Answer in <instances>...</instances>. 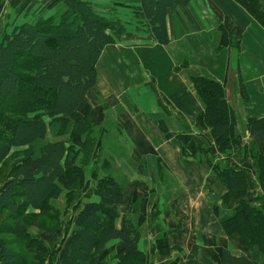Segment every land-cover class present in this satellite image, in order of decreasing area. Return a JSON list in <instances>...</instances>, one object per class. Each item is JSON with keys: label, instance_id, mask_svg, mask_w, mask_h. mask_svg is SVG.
<instances>
[{"label": "trees", "instance_id": "obj_1", "mask_svg": "<svg viewBox=\"0 0 264 264\" xmlns=\"http://www.w3.org/2000/svg\"><path fill=\"white\" fill-rule=\"evenodd\" d=\"M61 1L63 9L58 8L60 0L49 5L50 9L57 7V15L46 20L41 18L36 25L16 27L0 41V264H45L46 249L47 257L52 258L51 264H105L103 256L107 246L116 240L123 243V249L115 256L117 264H147L139 248L140 232L132 221L127 220L121 230L115 226L119 217L115 206L125 204L121 171L109 162L98 170L94 168L95 157L89 152H84V161H80L83 152H74L66 141L47 140L49 126L45 117L58 119L78 111L98 84L97 64L105 49L120 41L114 33L117 31L114 23L104 26L93 18L91 4ZM233 1L264 29V0ZM192 2L140 0V10L134 11L133 19L126 20L123 36L147 31L160 46L168 47L171 44L169 14L177 8L190 7ZM101 18L111 17L102 15ZM26 59L33 64L30 79L20 74V61ZM193 83L205 113L196 119L200 135H193L186 126L184 133L177 137L185 161L209 165L227 188L225 205L234 199L241 200L222 222V229L229 237L237 238L243 249H256L264 256V118L248 121L247 130L254 139L245 144L236 134L238 116L228 86L204 77L194 78ZM59 121L68 122L65 118ZM88 121L74 127L83 133L87 129L83 123ZM214 144L221 155L213 151ZM17 152L22 153L18 156L20 161L6 175L2 169ZM251 173L255 174L261 190L254 201L245 199ZM78 187H83L88 200L96 197L99 201L84 206L71 222L74 228L67 229L68 238L59 227L44 239L42 236L41 240L29 242L21 221L9 232L8 228L4 230L5 217L19 214L24 206L43 216L50 212L52 200L59 199L64 192L72 195ZM48 219L55 222L51 216ZM12 232L21 237L22 247L27 245L24 256L9 241H4V235ZM60 233L64 236L61 249L51 252L46 240L49 235L54 237ZM35 245L41 257L32 262V257L27 259V256H36ZM222 264L257 263L245 257H233L225 250Z\"/></svg>", "mask_w": 264, "mask_h": 264}, {"label": "crops", "instance_id": "obj_2", "mask_svg": "<svg viewBox=\"0 0 264 264\" xmlns=\"http://www.w3.org/2000/svg\"><path fill=\"white\" fill-rule=\"evenodd\" d=\"M26 1L2 2L7 21L6 33L0 34V41L11 29L36 25L41 18L46 20L57 15V7L49 8L51 0H34L33 4ZM78 1L97 5L95 8L101 5L96 0ZM61 2L59 9H63ZM103 6L114 9L121 20H131L134 11L140 10V0H104ZM167 23L171 44L165 51L159 49L160 44L147 31L124 36L116 45L105 49L97 64L98 71L103 62V77L99 75L96 88L78 111L58 119L45 117V121L49 126V121L65 118L74 127L88 119L101 131V139L114 137L111 141L115 157L105 152L103 154L109 158L96 156L94 168L100 170L109 162L121 171L125 204L115 206L119 216L115 226L121 230L127 220L132 221L140 232L139 248L147 264H222L225 250L233 257L264 264V256L258 250L243 249L237 238L229 237L222 229V222L230 217L241 200L234 199L230 205H225V185L206 162H186L177 139L186 126L193 135L201 134L196 119L205 113V108L193 79L204 77L225 87L232 83L228 89L239 115L236 134L245 144L253 141L247 130L248 121L264 118V29L233 0H193L190 7L171 11ZM233 42L237 44L239 71L231 79L229 66L223 64L225 57H216V53L222 48L231 54ZM141 43L156 49L134 54L133 45ZM126 44L129 45L126 47ZM181 47L184 53L179 51ZM129 56L137 57L143 66L142 60L148 61L152 81H146V85L156 84L163 98L155 93L150 105L127 92L129 74L123 59ZM182 60L189 70L177 75ZM193 62L206 65L208 74H194ZM160 63L167 64L166 72L160 68ZM135 79L138 82L133 86L143 97V78ZM243 103L252 105L249 113L242 108ZM106 120L109 121L104 127ZM213 151L221 155L216 144ZM94 154H99L96 148L91 149V155ZM248 185L245 199L254 201L261 194L254 173L249 175ZM51 236L46 240L47 246L51 252H58L63 233ZM122 249L120 240L110 242L103 256L104 263L117 264L115 256Z\"/></svg>", "mask_w": 264, "mask_h": 264}, {"label": "rangeland", "instance_id": "obj_3", "mask_svg": "<svg viewBox=\"0 0 264 264\" xmlns=\"http://www.w3.org/2000/svg\"><path fill=\"white\" fill-rule=\"evenodd\" d=\"M6 1L10 4H14V0H3ZM54 1V0H51ZM49 1V2H51ZM98 2H101V5L99 8H95L97 5H91L92 6V16L93 18H96L98 22H100L101 24H103L104 26H111L114 25L117 27V31L114 32L116 34V36L122 40L123 39V33L126 32L127 28L124 26L125 23L127 22L126 20H121L116 13L114 12V9L112 8H105L103 6L104 0H96ZM29 4H33L34 0H27L26 1ZM209 4V3H208ZM121 6V5H119ZM210 6V4H209ZM3 6H1V10H0V34L4 35L6 33L5 31V23H6V18H4V14H6V11L2 10ZM100 11L102 12V15H106V17H111L110 19L107 18H101L102 15L100 14ZM208 13H211V10L208 9L207 10ZM25 13V12H23ZM24 15V14H23ZM199 17H203L202 14H199ZM210 17V16H209ZM139 20V18H138ZM140 22V21H139ZM12 27L14 26V23L11 24ZM140 25L142 26L143 24L140 23ZM14 29H11V32ZM125 35V34H124ZM209 40V38H208ZM142 44V43H141ZM129 44H126V47ZM153 49L152 45L150 44H142V45H133V50H134V54L135 52L141 54L144 51H151ZM161 51H165V49H167L166 47L160 46ZM179 51L181 53H184V48H180ZM264 51V49H263ZM223 55L225 57V60L223 61V64L225 67L229 66V72H230V78L234 79V77L237 75L238 71H239V67H238V49H237V44L235 42L232 43L231 46V54H229V50H225V49H220L217 53H216V57ZM230 59V62H229ZM124 63L126 64V69H127V73L129 74V77L127 78L126 82H127V92H129V94H134L135 98H137L138 100L141 101H148V103L151 105L154 102L155 99V93L158 94V96L160 98H163V95L161 94V91L158 89L156 84L151 83V85H146V81L151 82L152 79L150 78V73L152 72V68L150 66V64L148 63V61L146 59L142 60L144 65L143 66L140 62V60L137 57H125L123 59ZM20 74L23 78L25 79H30L33 75L32 73V61L30 59H26V60H22L20 61ZM248 65H252L251 62H248ZM193 66L194 74H208V69L206 65H199L196 64L195 62H193ZM160 68L163 69L164 72L167 71V64L166 63H160ZM103 62L100 64L99 68H98V73L100 75V77H103ZM189 68L185 69V65H184V60L181 61V64L179 65L177 71V75H180L182 73H184L185 71H188ZM197 72V73H195ZM142 77L143 78V87L141 88V92H142V96L140 95V90L136 87L133 86L136 82H138V80L135 79V77ZM236 80V83H238V80ZM232 84V83H231ZM231 84L230 86H228L229 88H231ZM139 90V93L137 94L136 91ZM264 92V91H263ZM252 107V105H248L246 103L242 104V108L245 109V111L247 110L249 113V109ZM150 109V107L148 108V110ZM236 111V109H235ZM237 113V112H236ZM247 114L246 112H244V115ZM237 116L239 117V115L237 114ZM251 116V115H250ZM244 117V116H243ZM87 120V119H86ZM84 120V121H86ZM109 120H106V122L104 123V127L107 126ZM85 125H87V129L86 131H84L83 133H79L77 130V127H73L71 126L68 122H60L59 120H55V121H49V136H48V141L49 140H53V141H58V140H64L66 141L70 146H73V151H79V152H83L81 154V159L80 161H84V152H89V154H91V149L92 147L99 152V154H94V157L98 156L100 159L105 156L106 158H109V156L105 155H111L113 157H115L113 155V142L111 140L114 139V137L111 135L110 137H108L107 139H101V131L98 128H94V125L92 123H90L88 121L83 123ZM91 129V130H90ZM92 129H95L94 132ZM90 130V134L88 133V131ZM79 139V140H78ZM115 145H116V141H115ZM115 147V146H114ZM76 149V150H74ZM105 152V154H103ZM22 153L17 152L15 153V158H11L5 165V167L2 169V172H4L6 175L7 173L10 172V170L13 168V165H16V163L18 161H20L18 159V156L21 155ZM200 157V156H199ZM90 158V156H89ZM223 159V158H222ZM224 160V159H223ZM140 171V169H138ZM87 174L89 175L90 173L89 170H86ZM91 175V174H90ZM88 179V178H87ZM99 199L96 197H92L91 199H87L86 198V194L83 191V187H78L75 189V192L71 194H69L68 192H64L63 195L56 200H52L49 203V207H50V212H48L47 214H44L43 216H41V214L30 211L28 209H26V207L24 206L20 213L17 215H14L13 217H9L7 219V217L4 218V223H3V227L4 230L6 231V228H8L7 232H9V229L15 228V225L17 222L21 221V223L24 225L25 228V232L28 235V239L29 242H32V239H44V236H47L48 234H53L52 232L55 231V228H59L62 227L64 229V234H65V238L70 236V232L66 233L67 229H73L74 226L71 224V222H73V220L75 219V217L80 213V211L84 208V206L89 203V202H93V201H98ZM31 215H37L36 217H30L27 218L28 216ZM51 216V219L54 220L55 222L51 221L48 219V217ZM54 217V218H52ZM7 220H11L10 222H7ZM45 223V226H43ZM61 229V228H60ZM52 231V232H50ZM4 241L7 240L9 241V243L13 246V248L19 252L22 253L23 256L25 254V248L27 245H25L24 247L21 246V237L17 236L15 232H12V234H7L4 235ZM66 240V239H65ZM34 250L36 252V256L33 255H28L27 259L31 258V261H38L39 257H41V252L38 249V247L35 245ZM48 251L46 249V258H45V264H51L52 258H48L47 257ZM30 261V260H28Z\"/></svg>", "mask_w": 264, "mask_h": 264}]
</instances>
